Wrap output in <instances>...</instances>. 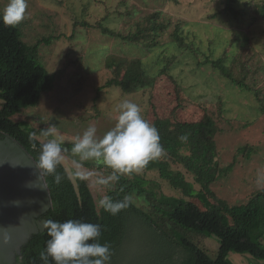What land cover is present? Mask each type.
<instances>
[{"label":"rangeland","instance_id":"1","mask_svg":"<svg viewBox=\"0 0 264 264\" xmlns=\"http://www.w3.org/2000/svg\"><path fill=\"white\" fill-rule=\"evenodd\" d=\"M7 3L8 0H0V12ZM27 3L25 18L19 23L22 40L29 45L49 41L39 47V63L53 77L54 87L42 94L37 106L21 110L12 120L29 123L43 142L55 137H44L41 131L55 125L56 135L69 154L64 152L61 162L72 178L78 175L87 180L99 208L98 201L107 195L114 181L101 185L97 180L107 179L113 170L102 160H88V167L81 163L77 169L74 162L79 157L71 148L75 137L89 126L97 128V137L110 130L119 116V105L126 99L139 105L143 118L151 124L156 119L198 122L213 118L219 128L215 138L218 160L225 171L211 187L215 196L230 206H239L264 192V17L260 14L264 0H235L234 14L226 9V0H27ZM157 13L160 22L167 23L170 19L171 25L159 40L160 45L151 49L146 47L147 41L126 43L97 28L103 24L111 31L128 35ZM84 23L90 27L83 26ZM179 26L187 47L172 43L170 35ZM206 58L223 59L234 77L250 89L234 85L219 70L204 63ZM126 59L140 60L152 77L169 62L170 70L167 75H158L153 89L136 94L105 87L114 77L106 63ZM2 104L0 99V108ZM243 148L247 150L241 151ZM178 163H173L171 170L182 172L199 191L201 187L195 177ZM132 174L155 181L166 195H179L157 173H144L141 169L122 175L132 177ZM258 199L264 209V196ZM193 202L204 210L196 198ZM136 203L142 205L143 201L136 198ZM133 237L153 240L145 230H135ZM195 239L211 258L217 257L220 248L217 237L199 235ZM148 244H144L143 253L151 258L159 255L157 247ZM228 259L232 264H264L248 253L231 252Z\"/></svg>","mask_w":264,"mask_h":264},{"label":"trees","instance_id":"2","mask_svg":"<svg viewBox=\"0 0 264 264\" xmlns=\"http://www.w3.org/2000/svg\"><path fill=\"white\" fill-rule=\"evenodd\" d=\"M226 2V9L234 14L235 0ZM260 14L264 17V6L260 8ZM159 17L160 13L151 15L144 25H138L136 31L129 32L128 35L111 31L103 24H99L97 28L103 34L126 43L144 44L147 41L146 47L151 49L160 45L159 40L171 25L168 22L170 19L166 20L167 23L160 22ZM20 26L19 23L8 26L0 21V99L3 101L0 108V141H4L7 136L12 137L38 163L40 145L44 143L39 138V132L29 123L12 120V116L23 109L37 106L42 94L54 87L53 77L39 63V47L43 42L49 41L44 39L35 45L25 43ZM83 26L90 27L89 23H84ZM181 30L179 26L170 35L172 43L180 48L187 47ZM223 62V59L213 61L206 58L204 63L219 70L234 85L250 89L244 82L237 80ZM106 64L114 77L107 81L105 87L120 88L128 95L153 89L158 75H167L170 70L169 62L152 77L146 73L140 60H111ZM262 111L264 113V107ZM153 125L159 132L164 152L150 160L142 169L144 173H157L179 192L178 196L164 194L155 181L148 180L143 175L132 174V177H127L119 174V180L114 181L107 196L116 201L131 195L132 203L113 216L98 207L87 180L78 175L72 178L61 162L56 169V173L62 177L59 184L55 182L54 175L46 174L41 169L50 190L52 208L39 219L60 222L74 219L100 224V242H107L111 246L109 264H232L228 259L231 252L248 253L264 261V209L258 199L264 196V192L246 205L230 206L218 199L212 191V185L225 172L218 160L215 138L219 128L216 121L211 117L198 122L156 119ZM33 132L36 136L30 141L29 135ZM182 135H187V139H180ZM245 150L247 148L241 151ZM67 155L69 156L68 153ZM175 162H179L195 177L196 183L201 187L199 191L187 181L182 172L171 170V165ZM82 164L85 167L90 165L86 161ZM136 198L142 200L143 204L138 205ZM195 198L203 205L204 210L193 202ZM135 230H145L147 237L153 240L133 237ZM199 235L217 237L220 248L215 259L195 239ZM48 239L50 237L46 228L33 235L17 256V264H42L39 253L44 250ZM146 242L150 246L155 245L159 255L151 258L148 253L144 254ZM49 264H54L51 258Z\"/></svg>","mask_w":264,"mask_h":264},{"label":"clouds","instance_id":"3","mask_svg":"<svg viewBox=\"0 0 264 264\" xmlns=\"http://www.w3.org/2000/svg\"><path fill=\"white\" fill-rule=\"evenodd\" d=\"M27 8V0H8L0 12V21L5 25L14 26L25 18ZM96 133L97 128L89 126L82 135L75 137L71 152L79 157V161L74 162L77 169L84 161L102 160L113 170L107 179L97 180L101 185L118 181L119 174L139 172L150 160L164 152L157 128L143 118L139 105L127 99L119 105V116L114 126L102 137H97ZM41 135L55 138L40 145L37 168L44 170L46 174L54 175L55 182L59 184L62 177L56 173V169L63 160V153L68 149L62 147V142L56 135L55 125L50 124L41 131ZM35 136V132L30 133V141ZM180 139L186 140L187 135H182ZM33 147H36L35 143ZM131 203V195L116 201L106 195L98 201L99 206L113 216ZM43 207L46 208V205ZM44 227L50 239L46 241L44 250L39 253L42 264H49V258L54 264H109L111 246L107 242H100V224L74 219L63 222L48 219L44 221Z\"/></svg>","mask_w":264,"mask_h":264},{"label":"water","instance_id":"4","mask_svg":"<svg viewBox=\"0 0 264 264\" xmlns=\"http://www.w3.org/2000/svg\"><path fill=\"white\" fill-rule=\"evenodd\" d=\"M37 164L17 140L0 141V264H17L22 247L45 230L39 217L52 208V200Z\"/></svg>","mask_w":264,"mask_h":264}]
</instances>
